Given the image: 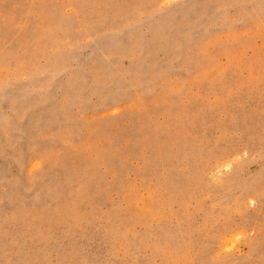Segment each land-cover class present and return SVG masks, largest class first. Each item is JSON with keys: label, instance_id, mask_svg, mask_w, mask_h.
<instances>
[{"label": "rangeland", "instance_id": "obj_1", "mask_svg": "<svg viewBox=\"0 0 264 264\" xmlns=\"http://www.w3.org/2000/svg\"><path fill=\"white\" fill-rule=\"evenodd\" d=\"M0 264H264V0H0Z\"/></svg>", "mask_w": 264, "mask_h": 264}]
</instances>
